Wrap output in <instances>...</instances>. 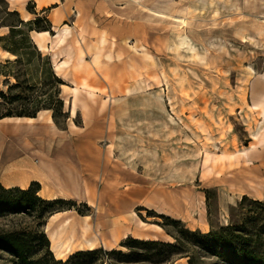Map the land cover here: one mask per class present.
<instances>
[{
    "label": "rangeland",
    "instance_id": "rangeland-1",
    "mask_svg": "<svg viewBox=\"0 0 264 264\" xmlns=\"http://www.w3.org/2000/svg\"><path fill=\"white\" fill-rule=\"evenodd\" d=\"M20 19L32 44L19 57L0 49V119L52 93L63 107L57 127L54 110L42 109L44 121L6 134L0 185L33 184L59 201L0 211V234L23 233L46 264L94 249L67 264H234L242 247L264 264V113L253 101L254 81L264 82V0H0V48L21 39L6 38ZM50 24V34L70 33L40 50L33 35ZM50 67L64 83L47 79ZM17 78L26 83L8 93ZM10 158L45 186H10ZM52 241L72 249L57 257ZM0 264L18 263L0 249Z\"/></svg>",
    "mask_w": 264,
    "mask_h": 264
},
{
    "label": "trees",
    "instance_id": "trees-1",
    "mask_svg": "<svg viewBox=\"0 0 264 264\" xmlns=\"http://www.w3.org/2000/svg\"><path fill=\"white\" fill-rule=\"evenodd\" d=\"M9 14L10 15L18 14V12L17 11H9ZM40 20H41V18L38 17L36 19V22H38ZM27 22H28V25H30V27L36 23V22H32V20H29ZM23 24H25V21L20 19L18 21V24H16V26H18V27L11 25L10 33L6 37L8 39H15L18 35H22V37L19 41H14V43L11 45L1 44L2 49L9 52L10 54L16 55L18 57L21 56V53L19 51L20 44H26V45L32 44L29 33L26 31L24 32L22 29ZM51 27L52 26L50 24L49 26L43 28L42 30H38V31H44V30L51 31V29H52ZM33 29L34 28H31V30H33ZM0 40H1V38H0ZM39 54H41V53L39 52L38 55ZM47 59L49 61V64H51L50 58L47 57ZM8 63H10V61ZM2 67H3V65H1V63H0V71H3ZM50 68H51V72L48 73L47 79L53 80L57 85H59L60 83H64L52 71V67H50ZM0 74H1V72H0ZM5 75L8 76L7 73ZM54 82H52V83H54ZM25 83H26V81H22L21 79L17 78V83L9 85L8 93H10L12 91V89L20 87L21 85H24ZM0 96L2 98H4L5 100L8 99V94H6V92H4L3 90H0ZM19 98L21 99V97H19ZM33 103L34 104L43 103L44 105L42 107H35L33 109H25V110H22L19 112L8 111V112L4 113L1 116V118L8 117V116L37 117L38 112L41 111L42 109H52V110H54V115H53L54 121L56 123H59L58 116L56 113H58L59 110L60 111L62 110V107H63V100L62 99L57 98L56 95L54 93H52L45 98H38L37 101H34ZM32 185L28 189H22L20 187H11V188L7 189V188L3 187L2 185H0V211H9L12 213L30 212L32 210H35L37 203L44 204V205H46L45 207H51V205L54 202L59 201V199H56L53 202L51 200L43 199L41 196L38 195L39 189L33 188ZM45 207H44V209H45ZM209 235L214 240V242H216L218 245H221V247L222 246H225V247L234 246V244L230 240V238H232L231 234L226 236V237H223V236H219L218 232L213 231V232H210ZM42 237H43L42 239L46 241V247L48 249L47 253H49V255L53 256L52 252L49 250L50 242L46 238V234L42 233ZM132 241L143 243L146 245L158 243V241H153V240L139 241L137 239H132ZM0 249L9 251L13 255V260H15L18 264H46L44 256L36 258V257H33L30 255L32 249H31V246L29 244V241L25 238V235L23 233L8 232V233L0 234ZM99 251H100L99 249H94V250H89V251H78V252L72 254L71 257L66 262H63L62 260H56L53 256V262L56 264H67V263H70L74 259H78L82 256L89 255V254L94 255V254L98 253ZM109 252L122 254V251H118L115 249H113ZM235 253L239 256L240 260L234 262V264H258L257 263L258 262V260H257L258 255L255 254L254 252L250 251L249 249L242 247L239 250H235ZM189 262H190V264H194V260L192 257L189 259Z\"/></svg>",
    "mask_w": 264,
    "mask_h": 264
},
{
    "label": "bare ground",
    "instance_id": "bare-ground-1",
    "mask_svg": "<svg viewBox=\"0 0 264 264\" xmlns=\"http://www.w3.org/2000/svg\"><path fill=\"white\" fill-rule=\"evenodd\" d=\"M249 1V0H246ZM29 17H25V20H28ZM55 34H50V31L44 30V31H36L35 34L33 35L35 43L38 45L40 50L47 49L49 39H52L51 41L53 42L54 39L57 38V43L58 45H64L66 43V40L68 38V34L70 33V28L67 25H64L63 27H55ZM264 32V26H259L257 27V33H263ZM255 36L251 35L250 39H254ZM14 56V55H13ZM70 61L64 60L61 62H56L54 63L55 69L57 70V73L59 74V71H62L63 69L67 68L69 66ZM253 101H254V106L258 108L259 110L262 109L261 113H264V82L262 80H256L253 83ZM44 112H47L44 111ZM71 115L72 117H75L77 115V104H76V99L74 100L73 106L71 108ZM46 118L41 112V114L37 117H27V116H8L0 119V152L3 150V144H4V138L7 133L11 132L12 130H23L27 127L34 126L37 120L44 121ZM48 122L51 124L52 127H57L56 122L52 117L48 118ZM261 133L260 132H254V136L258 141H261L259 137ZM52 172L54 173V176L57 180L58 185L60 188L65 192V187L63 185L61 176L59 175L58 171L52 169ZM16 173V172H15ZM18 176H25V171H20L16 173ZM76 188L78 190V185L76 184ZM76 190V192H78ZM106 192L103 193V198L105 199ZM78 198V196L76 195ZM143 224L145 222L141 220ZM160 227V226H159ZM96 240H91L90 244L94 245ZM55 248H58L56 252L57 257H63L66 253H68L72 249V245L69 244L66 246V249L62 250V246L60 243L55 244Z\"/></svg>",
    "mask_w": 264,
    "mask_h": 264
},
{
    "label": "crops",
    "instance_id": "crops-1",
    "mask_svg": "<svg viewBox=\"0 0 264 264\" xmlns=\"http://www.w3.org/2000/svg\"><path fill=\"white\" fill-rule=\"evenodd\" d=\"M1 51H5L4 49L0 48ZM30 165H33L32 162H29ZM24 166V162L20 161L19 159L10 158L7 160V169H10V177L8 178V184L10 186H21L23 188L27 187L32 181H39L43 182V179L39 172L37 170H29L28 168H22ZM37 166H33L31 168H36ZM20 171H25V176H18L16 173ZM16 172V173H15ZM45 186V185H44ZM45 189V188H43ZM42 189V191H43ZM56 198L57 196H53ZM52 240V239H51ZM53 242V241H52ZM105 246V243H103ZM52 246H55V243L53 242ZM58 248L53 249V251L56 253Z\"/></svg>",
    "mask_w": 264,
    "mask_h": 264
}]
</instances>
